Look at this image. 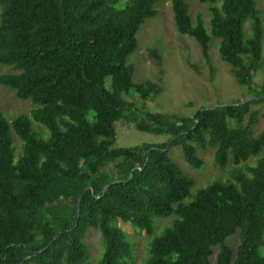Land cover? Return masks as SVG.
Listing matches in <instances>:
<instances>
[{
  "label": "trees",
  "instance_id": "obj_1",
  "mask_svg": "<svg viewBox=\"0 0 264 264\" xmlns=\"http://www.w3.org/2000/svg\"><path fill=\"white\" fill-rule=\"evenodd\" d=\"M160 1L127 0L117 8L118 0H0V66L13 71L0 75V85L33 106L10 124L0 115V264H84L89 229L102 238L98 264H127L131 246L116 222L152 235L155 220L169 217L149 239L144 264H212L214 247L215 264H264V129L251 133L258 119L251 106L264 103V84L253 83L263 36L254 1L198 0L210 4L208 35L200 16L191 24L184 0H170L177 32L192 37L205 59L219 39V55L250 99L190 117L142 107L134 119L124 114L121 95L133 90L146 102L159 88L134 85L126 58ZM246 18L251 37L244 41ZM119 121L170 136L192 168L207 148L220 169L249 157L255 165L234 168L231 182H213L183 202L193 182L171 161L167 144L113 148ZM12 134L21 142L16 159ZM235 233L232 253L226 240Z\"/></svg>",
  "mask_w": 264,
  "mask_h": 264
},
{
  "label": "rangeland",
  "instance_id": "obj_2",
  "mask_svg": "<svg viewBox=\"0 0 264 264\" xmlns=\"http://www.w3.org/2000/svg\"><path fill=\"white\" fill-rule=\"evenodd\" d=\"M127 0H118L117 8L123 7ZM254 9L261 22V64L254 74L253 83L257 86L264 84V0H253ZM191 24L196 23L200 16L204 27L210 35L209 3H200L198 0H184ZM219 5V2L217 3ZM243 39L251 37V19L246 18L242 24ZM136 49L126 58V65L133 70L132 82L134 85H155L159 88L157 94H150L147 101H142L133 90L121 95L128 105L124 114L137 118L142 107L153 114L176 115L190 117L199 109H208L216 106L233 104L251 98L245 86L234 80L231 68L226 64L218 52L219 39H212L208 48V57L202 55L199 45L192 37L177 32L170 0H161L154 6L153 16L146 19L135 35ZM13 72L11 68L0 66V75ZM108 79L104 85L108 87ZM33 106L27 100L15 97L13 91L0 85V115L10 124L16 117L29 114ZM251 110L258 112L257 123L251 128L255 137L264 129V103L251 106ZM39 124L33 122L32 131L37 132ZM116 141L113 148H132L142 144H167V154L171 161L189 177L193 184L189 196L183 202L189 201L195 194L213 182H231L232 171L235 168L230 163L223 169L218 168L213 160V149L198 151L197 157L202 160L199 168L190 167L184 160L181 149L177 145L169 144L170 136L165 134H151L140 132L129 122L114 124ZM45 139L48 132L40 129ZM12 148L14 159L21 154V142L12 134ZM255 165V158L249 157L235 170L245 171L247 167ZM249 176L248 173H245ZM172 220L156 219L152 235L139 231L120 220L116 226L127 235L131 246V258L127 264H144L149 255L148 242L150 238L161 234V230ZM238 234L226 240L232 253L238 244ZM89 256L84 264H98L102 255V238L97 229H89L83 239ZM218 247L212 248L210 262L215 264Z\"/></svg>",
  "mask_w": 264,
  "mask_h": 264
},
{
  "label": "water",
  "instance_id": "obj_3",
  "mask_svg": "<svg viewBox=\"0 0 264 264\" xmlns=\"http://www.w3.org/2000/svg\"><path fill=\"white\" fill-rule=\"evenodd\" d=\"M228 105H236V104H228ZM104 190H105V188H104Z\"/></svg>",
  "mask_w": 264,
  "mask_h": 264
}]
</instances>
